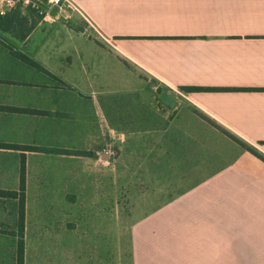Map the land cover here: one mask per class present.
<instances>
[{"label": "crops", "instance_id": "crops-1", "mask_svg": "<svg viewBox=\"0 0 264 264\" xmlns=\"http://www.w3.org/2000/svg\"><path fill=\"white\" fill-rule=\"evenodd\" d=\"M71 1L0 28V264L23 175L25 264H264V159L205 153L217 125L264 155V0Z\"/></svg>", "mask_w": 264, "mask_h": 264}, {"label": "rangeland", "instance_id": "rangeland-1", "mask_svg": "<svg viewBox=\"0 0 264 264\" xmlns=\"http://www.w3.org/2000/svg\"><path fill=\"white\" fill-rule=\"evenodd\" d=\"M53 8V7H51ZM50 6L46 5L45 6V10H49ZM65 13L67 12V14L74 12V10L72 9H68L67 11H64ZM45 13V11H44ZM75 20V26H80L82 28H84L87 32V35H85L87 38L89 37L90 39H92L94 42H98L99 40L93 35L91 34V32L89 31V28H87L86 24L84 22H82L81 18H73ZM98 40V41H96ZM125 88H127L128 86L125 85ZM132 88V87H131ZM149 88V90L152 88V92L153 95L156 96L158 98V96L163 92V88L162 87H158V86H147V89ZM143 94H145L146 96L148 95L147 90H143ZM124 96H131L130 94H126ZM194 112V111H193ZM195 114H197L199 117L203 118V119H207L203 114H201L200 112L196 111L194 112ZM206 121V120H205ZM209 121V120H208ZM207 122V121H206ZM209 123V125L211 126V122H207ZM214 130L218 133H215L213 136V141L210 142V145L208 147H206L209 150V153L205 150L206 154H210L213 150L217 149L220 151V156H225L226 157H239V155L243 152H245V154L247 156L253 157V158H258V159H264V155L253 145H251L250 143L246 142L245 140L241 139L240 137L231 134V133H227L226 131H224L221 127L219 126H213ZM206 132V131H205ZM194 182H168V181H155V182H143L140 181V191H143L144 189H147V187L149 186L151 187H155L157 189L161 188H168V187H173V189L175 188H185L187 185H191ZM136 182H132L131 180H124L120 183V187L123 190V197L121 198V203L124 204V206H126V208L128 209L127 206H129V204L131 203V200L133 198V187H135ZM108 187H117V184H115L114 182L109 181L108 182ZM148 187V188H149ZM157 199L158 196H157ZM93 219L96 217L95 214H92ZM35 261V259L32 261V263L29 262V264H33Z\"/></svg>", "mask_w": 264, "mask_h": 264}, {"label": "trees", "instance_id": "trees-1", "mask_svg": "<svg viewBox=\"0 0 264 264\" xmlns=\"http://www.w3.org/2000/svg\"><path fill=\"white\" fill-rule=\"evenodd\" d=\"M19 9V10H18ZM11 10L5 17L0 19V28L2 29H8V25L15 24L16 22L24 23V19L20 17V8ZM20 58L26 62L27 64L31 66L38 67L37 63L32 61L31 59L21 56ZM203 89L200 88H184V91L186 92H194V91H201ZM228 133V132H227ZM2 147H15L13 145H7V144H0ZM24 174V169H23ZM0 194L4 196H11L13 198H16L18 193L14 192H0ZM20 218H19V236L20 241L18 243V255H17V264H25V242H24V231H25V180L24 175L21 180V193H20Z\"/></svg>", "mask_w": 264, "mask_h": 264}, {"label": "built area", "instance_id": "built-area-1", "mask_svg": "<svg viewBox=\"0 0 264 264\" xmlns=\"http://www.w3.org/2000/svg\"><path fill=\"white\" fill-rule=\"evenodd\" d=\"M46 5L50 8L58 6L61 11L76 9L71 0H0V19L17 8L32 9L42 14Z\"/></svg>", "mask_w": 264, "mask_h": 264}, {"label": "water", "instance_id": "water-1", "mask_svg": "<svg viewBox=\"0 0 264 264\" xmlns=\"http://www.w3.org/2000/svg\"><path fill=\"white\" fill-rule=\"evenodd\" d=\"M60 13L63 16H67L64 11H61L58 6L53 7V14H58ZM159 99L167 104L168 106L174 107L176 105V100L173 96L168 94L167 92H162L159 96Z\"/></svg>", "mask_w": 264, "mask_h": 264}]
</instances>
